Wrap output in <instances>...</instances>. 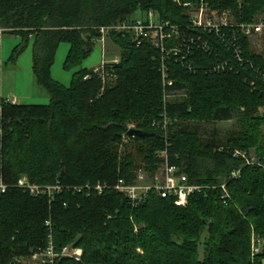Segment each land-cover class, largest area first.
<instances>
[{
  "label": "trees",
  "instance_id": "1",
  "mask_svg": "<svg viewBox=\"0 0 264 264\" xmlns=\"http://www.w3.org/2000/svg\"><path fill=\"white\" fill-rule=\"evenodd\" d=\"M200 1L0 0V35L32 39L33 73L50 96L44 104L0 96V177L8 186L0 197V264H22L16 259L46 248L49 240L56 252L68 244L82 250L80 259L58 256L54 264H260L264 115L258 108L264 106V56L250 49L249 36L237 28L224 26L220 36L193 27L191 5ZM203 1L217 11L230 10L236 23L252 22L264 11V0ZM149 11L178 26V38L166 44H177L180 53L164 60L172 85L163 89L158 49L114 30L108 37L119 48V61L104 68L115 81L103 85L100 74L86 68L72 74L69 86L52 78L60 42L69 43L65 67L75 66L90 54L101 27ZM222 63V70L213 69ZM164 90L171 94L166 100ZM181 90L186 96L176 100L172 94ZM164 111L166 132L153 125ZM235 113L238 131L222 141L213 135L203 139L198 124L228 121ZM128 122L152 135L128 136ZM125 134L140 158L127 150ZM236 149H253L256 162L233 156ZM160 150L190 181L212 188L190 195L184 206L150 191L135 207L112 189L77 190L85 183L132 180L139 168L153 173L164 161ZM22 176L62 189L50 201L19 187ZM252 234L261 242L254 255Z\"/></svg>",
  "mask_w": 264,
  "mask_h": 264
},
{
  "label": "built area",
  "instance_id": "2",
  "mask_svg": "<svg viewBox=\"0 0 264 264\" xmlns=\"http://www.w3.org/2000/svg\"><path fill=\"white\" fill-rule=\"evenodd\" d=\"M207 6L208 4L203 0L200 1V4L197 7L191 5L192 9L189 13V21L193 27H200L207 32L213 31L220 36L224 26H231L232 30L237 28L240 34L247 36L261 34L264 32V17L248 23H236L234 19L228 18L230 16L227 17V12L221 11L219 12L220 14L218 17L214 19L211 16L206 17ZM193 7H195V9ZM194 10L197 12L193 13ZM112 30L129 34L138 44L144 40L149 41L156 49H158L160 53V64L158 69L161 74L162 86L164 87L163 89H165L166 86L172 85V80L169 78L168 69L164 60L167 55H178L180 53V49L177 44H166L167 42H173L175 38H178L179 30L176 24H171L167 21L163 22L156 13L149 11L144 15V18H133L131 20L118 22L108 27H101V36L95 40H99L103 44L105 36H107ZM232 34L234 35V33ZM206 46H208L207 42L203 44L204 48H206ZM102 51V63L98 68L93 69V72L99 73L102 77H104L106 73L104 68L105 64L118 62L119 56H117L114 61H107L104 58L105 49H102ZM181 57L184 56L181 55ZM188 68H190V66H188ZM213 69L222 70L223 63L221 65H214ZM89 78V74L84 77V79ZM174 94L175 93L172 95ZM170 96L171 94L166 93L164 90V100ZM168 122L169 118L166 116L164 111L161 113V120L154 121L153 125L166 132ZM233 156H241L245 159L247 164L256 162L255 156H252L250 152L248 153L243 150H234ZM160 157L164 158V161L161 162L157 169L150 174V178H148L147 173L143 168H139L132 180L118 178L113 184L100 182L95 184L85 183L84 185L78 187L77 190L83 191L86 194H89L91 190H94L100 194L105 190L112 189L123 194L128 199L130 204L135 207L143 204L147 200L150 191L156 192L161 197L172 196L174 197L176 205L184 206L186 205L190 195L199 193L204 189L212 188L210 185L205 186L190 181L187 174L180 170V167L168 164L164 151H162ZM237 175L238 171L232 172L233 177ZM17 185L32 195H46L50 201L53 199L55 193H58L62 189L59 184H55L53 186H40L31 183L25 176L18 179ZM7 188L8 186L0 177V197L6 192ZM219 188L222 190L220 198L225 201L229 197L225 183L222 182L219 185ZM255 241H257V244H255ZM255 241L253 240L252 244V255L260 251V240L257 239ZM81 253V248L75 247L72 244H68L62 247L60 252H56L51 240H49V245L46 248L32 253L27 258L32 259L35 264H54L58 256H66L78 260L80 259ZM25 259L26 258H17L16 260L22 263Z\"/></svg>",
  "mask_w": 264,
  "mask_h": 264
},
{
  "label": "rangeland",
  "instance_id": "3",
  "mask_svg": "<svg viewBox=\"0 0 264 264\" xmlns=\"http://www.w3.org/2000/svg\"><path fill=\"white\" fill-rule=\"evenodd\" d=\"M197 7V6H195ZM195 7H193L195 9ZM228 13L227 17L229 19H234L231 15L230 10H221ZM215 9H213L209 4L206 10V17L211 16L212 18H217L220 14ZM197 11L194 10L193 13ZM140 18L139 15L135 16ZM144 18V16H141ZM264 17V11L256 16V19ZM250 49L256 53H260L264 56V32L261 34H254L248 37ZM32 39L29 38L27 42H24L19 36L10 33H3L0 35V96H2L7 101H12L13 99H18L19 103H48L50 96L43 86L37 83L32 65H33V49H32ZM102 49H105L104 58L107 61H114V59L119 56V48L113 44L109 39L108 35L105 36L103 44L97 40L89 55L85 56L80 60L77 65L70 67H65L66 56L69 50V43L62 41L59 43L53 64L51 66V76L54 80L69 86L72 74L81 68L95 69L98 68L102 63ZM101 78V82L107 84L108 82H113L117 78L114 73H105V76ZM104 87H101L99 95L102 93ZM98 95V96H99ZM173 96L176 100L183 99L186 96L185 91H177ZM261 115H264V106L258 108ZM203 139L214 136L216 141H222L229 132L238 131L241 128L240 115L235 113V116L228 121H216V122H202L197 125ZM134 127V122L127 123V129ZM122 136V142L128 145L127 150L132 151V153L137 157L134 149H131L132 143L126 137ZM162 151L157 152V156L160 157ZM251 155L255 156L256 153L252 149ZM148 178H150V171L145 170ZM98 183V182H97ZM38 185V184H37ZM252 244L253 240L259 239L254 234L251 236ZM257 244V241H255ZM203 246H199V256L202 258ZM22 264H35L32 259L26 258L23 260ZM260 264H264V258L261 260Z\"/></svg>",
  "mask_w": 264,
  "mask_h": 264
},
{
  "label": "water",
  "instance_id": "4",
  "mask_svg": "<svg viewBox=\"0 0 264 264\" xmlns=\"http://www.w3.org/2000/svg\"><path fill=\"white\" fill-rule=\"evenodd\" d=\"M127 135L128 136H136V137H146V136H150L152 135L151 133H148L144 130H141V129H137V128H134V127H131L129 129H127Z\"/></svg>",
  "mask_w": 264,
  "mask_h": 264
},
{
  "label": "crops",
  "instance_id": "5",
  "mask_svg": "<svg viewBox=\"0 0 264 264\" xmlns=\"http://www.w3.org/2000/svg\"><path fill=\"white\" fill-rule=\"evenodd\" d=\"M2 97V96H1ZM3 98V97H2ZM11 102L13 103H19L18 99H13Z\"/></svg>",
  "mask_w": 264,
  "mask_h": 264
},
{
  "label": "bare ground",
  "instance_id": "6",
  "mask_svg": "<svg viewBox=\"0 0 264 264\" xmlns=\"http://www.w3.org/2000/svg\"><path fill=\"white\" fill-rule=\"evenodd\" d=\"M214 63V62H213Z\"/></svg>",
  "mask_w": 264,
  "mask_h": 264
}]
</instances>
